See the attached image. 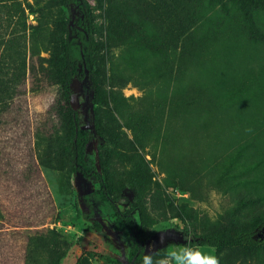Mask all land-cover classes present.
Instances as JSON below:
<instances>
[{"label": "rangeland", "instance_id": "rangeland-1", "mask_svg": "<svg viewBox=\"0 0 264 264\" xmlns=\"http://www.w3.org/2000/svg\"><path fill=\"white\" fill-rule=\"evenodd\" d=\"M88 1L100 97L99 137L86 158L110 195L99 179L73 173L64 153L67 126L52 62L69 13L62 0H21L26 34L46 51L24 79L11 66V101L0 111V264H111L98 255L127 264L136 244L113 230L115 209L133 216L142 249L157 234L181 237L154 254L147 249L142 264H196L188 252L219 264H264V252L189 246L193 234L250 229L264 215V9L248 0L205 1L201 41L177 64L168 16L143 28L132 0ZM85 77L72 92L87 103ZM81 127L92 131L87 118ZM103 138H115L127 159L108 158ZM137 153L151 171L142 216L124 187Z\"/></svg>", "mask_w": 264, "mask_h": 264}, {"label": "trees", "instance_id": "trees-1", "mask_svg": "<svg viewBox=\"0 0 264 264\" xmlns=\"http://www.w3.org/2000/svg\"><path fill=\"white\" fill-rule=\"evenodd\" d=\"M67 9L68 23L65 27V37L61 48L52 62L61 91V108L63 119L67 126L64 153L71 162L72 172L84 178L99 179L103 195L108 198L110 188L107 182L97 173L92 161L86 158V152L95 136H98L96 104L99 100V84L96 83V71L92 56L94 46L92 40V13L88 0H62ZM209 0H132V6L138 12L142 27L159 21V16L169 17L172 30L171 57L173 62L180 63L185 57L193 53L201 41L200 32L206 24L204 2ZM256 10L264 9V0H248ZM9 2V3H8ZM243 5L246 0H243ZM151 13L155 16L150 18ZM253 34L259 29L252 22V14L246 18ZM10 27L7 36L6 29ZM25 11L21 0H0V111H3L11 101V66L22 72L28 67L30 73L35 71L37 64L44 60L39 53L46 51L44 43L37 42L27 36ZM29 42L27 48L26 43ZM167 67V66H166ZM88 73L89 87L86 103L85 95L73 93L72 89L80 85L81 80ZM20 78H16L15 82ZM113 104L118 105L113 99ZM89 119L92 131H84L81 127L82 119ZM103 148L108 158L125 161L127 156L117 146L115 138L104 139ZM141 146V144H140ZM142 148V146H141ZM151 178L149 162L144 156L135 154L132 167L124 180L126 192L131 196V203L137 212L143 215V200L146 184ZM86 199V197H84ZM116 220L113 230L117 233L128 234L133 237L136 247L128 251L127 264H142L147 256L141 248L136 221L131 214L115 209ZM1 227V223H0ZM264 215L259 217L250 229L241 226H230L211 233L193 234L190 247H210L217 252L224 250H242L243 254L264 252ZM1 231V228H0ZM97 258L111 264H120L117 260L101 255Z\"/></svg>", "mask_w": 264, "mask_h": 264}, {"label": "water", "instance_id": "water-1", "mask_svg": "<svg viewBox=\"0 0 264 264\" xmlns=\"http://www.w3.org/2000/svg\"><path fill=\"white\" fill-rule=\"evenodd\" d=\"M260 236L261 237L264 236V227L261 229ZM180 241H181V237L178 233H176L174 231H169V232H165L162 234H157L153 238L147 240L145 242V248H151L152 249L151 253L154 254L159 249L164 247L167 243H169V242H176L177 243ZM144 253L147 254V250H145Z\"/></svg>", "mask_w": 264, "mask_h": 264}, {"label": "clouds", "instance_id": "clouds-1", "mask_svg": "<svg viewBox=\"0 0 264 264\" xmlns=\"http://www.w3.org/2000/svg\"><path fill=\"white\" fill-rule=\"evenodd\" d=\"M185 255L189 258L192 256L199 257V260L196 262V264H219L218 258L213 255L205 256L201 253H192V252L185 253Z\"/></svg>", "mask_w": 264, "mask_h": 264}, {"label": "flooded vegetation", "instance_id": "flooded-vegetation-1", "mask_svg": "<svg viewBox=\"0 0 264 264\" xmlns=\"http://www.w3.org/2000/svg\"><path fill=\"white\" fill-rule=\"evenodd\" d=\"M147 249H148V250H151V248H145V250H147Z\"/></svg>", "mask_w": 264, "mask_h": 264}]
</instances>
